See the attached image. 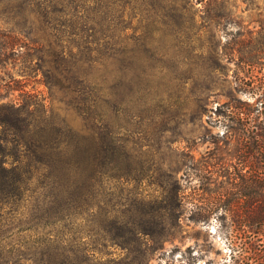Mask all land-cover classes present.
Returning a JSON list of instances; mask_svg holds the SVG:
<instances>
[{
  "label": "rangeland",
  "instance_id": "rangeland-1",
  "mask_svg": "<svg viewBox=\"0 0 264 264\" xmlns=\"http://www.w3.org/2000/svg\"><path fill=\"white\" fill-rule=\"evenodd\" d=\"M76 3L92 18V32L86 29L94 37L91 50L81 49L75 58L97 61L76 64L90 83V108L58 88L49 103L41 72L20 75L30 62L25 55L6 58L0 84L12 85L14 78L37 92L51 121L97 141L105 133L115 135L129 153L123 164L129 174L102 177L91 198L93 211L63 210L46 197L48 185L38 179L28 183L23 196L0 198V264H60L63 254L78 264L85 252L90 264H233L238 250L253 244L250 222L236 220L248 211L246 204L227 215L207 211L208 184L191 163L213 147L199 135L225 130L214 115L218 105L240 100L252 106L257 99L263 73L244 61L264 56L256 51L264 43L256 33L264 0ZM4 21L0 17V29L9 27ZM175 181L183 195L176 212L169 208ZM106 214L118 219L120 231L146 234L124 249L117 237L122 232L107 225Z\"/></svg>",
  "mask_w": 264,
  "mask_h": 264
},
{
  "label": "trees",
  "instance_id": "trees-1",
  "mask_svg": "<svg viewBox=\"0 0 264 264\" xmlns=\"http://www.w3.org/2000/svg\"><path fill=\"white\" fill-rule=\"evenodd\" d=\"M76 2L0 0V17L6 18L4 23L9 26L0 29V65L10 56L25 55L30 62L19 71L20 75L27 78L41 72L49 103L53 90L58 88L88 109L90 83L76 64L91 65L97 61L91 56L75 59L79 50H91L94 39L86 31L92 32L88 27L92 18L87 12H79L78 6L85 7ZM83 4L89 9L87 3ZM257 15L260 19H256V33L264 37V13ZM66 34L70 39L64 38ZM77 35L80 40L72 39ZM263 49L264 43L256 49L257 54H264ZM244 62L254 63L263 73L256 101L252 106L240 100L218 105L214 115L225 130L221 134L207 131L199 135L200 140L209 141L213 147L204 159L191 164L200 172L202 182L208 184L211 199L207 211L227 215L246 204L248 211L237 214L236 220L250 222L253 244L248 250L241 247L233 256V264H264V56ZM13 83L0 84V198L17 199L26 193L28 183L38 179L48 185L46 197L60 203L63 210L93 211L91 198L102 177L107 173L119 178L129 174L123 165L128 162L129 153L120 149V139L112 133L101 135L97 141L93 135L49 120L50 110L42 105L39 94L26 90L19 80L13 78ZM220 177L226 179L219 182ZM233 181V187L227 186ZM212 183L219 186L210 187ZM180 194L181 187L175 181L170 190L172 211L182 206ZM105 221L122 232L118 219L106 214ZM105 226L106 234H111ZM142 234L146 233L136 229L118 233L117 237L122 248L127 249V244L138 241ZM98 253L105 254L102 250ZM83 255L78 264H90L91 254ZM72 260L63 254L60 264H77Z\"/></svg>",
  "mask_w": 264,
  "mask_h": 264
}]
</instances>
